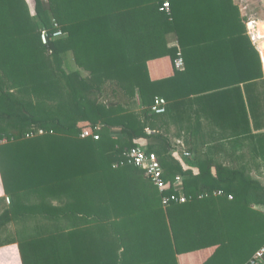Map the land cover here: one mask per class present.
I'll use <instances>...</instances> for the list:
<instances>
[{
    "label": "trees",
    "instance_id": "1",
    "mask_svg": "<svg viewBox=\"0 0 264 264\" xmlns=\"http://www.w3.org/2000/svg\"><path fill=\"white\" fill-rule=\"evenodd\" d=\"M32 2L34 11L28 0H0V173L11 199L0 226L22 224V264H179L181 230L189 244L197 226L206 242L215 238V206L227 242L202 264L248 263L264 245V212L253 209L264 206V187L244 167L217 165L214 174L211 158L184 154L199 172L186 170L155 126L192 95L242 96L237 85L248 83L250 99L264 85L240 0H172V20L159 11L162 0ZM145 34L171 58L168 75L151 72L141 49L136 57L140 44L148 51ZM107 92L115 100L105 103ZM158 97L167 101L163 115L151 112ZM98 125L99 140L81 138ZM143 144L158 155L168 190L122 163ZM181 194L193 203L166 210L164 197ZM214 195L212 205L197 202Z\"/></svg>",
    "mask_w": 264,
    "mask_h": 264
},
{
    "label": "crops",
    "instance_id": "2",
    "mask_svg": "<svg viewBox=\"0 0 264 264\" xmlns=\"http://www.w3.org/2000/svg\"><path fill=\"white\" fill-rule=\"evenodd\" d=\"M258 8H261L260 14L262 15L264 0H240L241 18L248 23V20H253L252 17L248 19V12L257 11ZM263 19L261 17L254 19L259 21L258 34L264 33L260 29V25L264 24V21H261ZM154 37L155 34H145L148 54L144 43L135 48L138 51L135 54L138 57L141 49L142 59L150 55L147 60L149 70L156 74L159 72V76H166L172 69L171 58L156 47L153 42ZM166 40L170 46L177 44V37L174 34L168 35ZM255 47L262 59L260 48ZM238 50L241 51L240 48L234 46L233 51L238 52ZM262 64L264 71L263 59ZM237 86L241 88L242 96L232 95L231 92L219 96L192 95L183 101L179 111L165 119L160 117L162 121L157 120L155 126L164 135L162 137L167 141L173 158L179 159L186 170L192 169L195 174L199 172L198 168L190 166L189 158L195 156L202 159L211 158L215 166L214 174L217 165L228 167L237 165L245 168L249 180L264 187V85L260 84L250 99L248 98V83H240ZM248 118L250 128H248ZM142 146L147 148L145 144ZM186 152H189L190 156L183 159ZM7 198L9 197L5 192L0 173V218L10 208L11 201L7 203ZM211 200H216V195L202 197L197 202H210ZM191 203L193 201L178 203L167 207L166 210L176 206L186 207ZM210 203L212 205L213 202ZM253 209L264 212L263 205H253ZM213 211L218 221L214 224L213 236L215 238H212V241L206 242L208 241L204 237L206 229L202 226H197L195 244H189L185 238V232L180 231L179 241L176 240L179 264L204 263L226 240L223 222L219 216L220 210L215 206ZM12 222L11 219L5 220V223L0 226V264H13L12 252H17L19 257L16 264H22L18 243L8 237L12 232Z\"/></svg>",
    "mask_w": 264,
    "mask_h": 264
},
{
    "label": "built area",
    "instance_id": "3",
    "mask_svg": "<svg viewBox=\"0 0 264 264\" xmlns=\"http://www.w3.org/2000/svg\"><path fill=\"white\" fill-rule=\"evenodd\" d=\"M172 0H162L160 6H159V11L161 13H165L170 16V20H172L171 17V11H172ZM255 20H250L247 25L249 27L250 35L252 41L256 44L258 40L264 39V36L261 37L258 40H254V30L257 28V24H255ZM47 35L45 32L42 33L41 38L42 42L45 44L47 43ZM62 35L61 30H56L53 33L54 38H58ZM175 66L178 70L183 71L185 70V60L184 57L182 56L181 53L178 54V57L175 60ZM151 112L155 115H163L167 112V101L164 98L158 97L155 99L153 105L151 106ZM101 127L97 126L96 131H98ZM149 133L152 134L151 131H148ZM39 134H43L44 131L42 129L39 130ZM92 136L95 140L100 139V135L96 134L95 131L92 130H85L82 134V138H87ZM186 156H190L189 152L185 153ZM129 163L132 165H135L145 171V174L148 178L151 179V181L156 185L161 191L168 190L171 187V184L169 181L165 180L164 177V169L160 163L158 155L150 151L148 148L144 146H136L134 148H131L130 150L126 151L124 153V162L122 163ZM182 179H184L181 176H177L175 178L174 184L178 185L181 183ZM219 195H221V192H218ZM230 199H232V196H229ZM8 203H10V198H7ZM188 200L186 197L181 194L180 196L176 195H171V196H166L164 197V205L165 207H169L173 204H178V203H185ZM264 260V245L255 252L253 257L250 259V261L246 264H261Z\"/></svg>",
    "mask_w": 264,
    "mask_h": 264
},
{
    "label": "rangeland",
    "instance_id": "4",
    "mask_svg": "<svg viewBox=\"0 0 264 264\" xmlns=\"http://www.w3.org/2000/svg\"><path fill=\"white\" fill-rule=\"evenodd\" d=\"M28 2H29V4H30V8H31V10L32 11H34V3L32 2V0H28ZM256 11V10H255ZM253 12V10H252V12H248V19L249 18H253V20L254 19H257L258 17H261V18H264V12H262V15L260 14V11H261V8H258V10L256 11V12H258V14H256V12ZM261 21H264V20H261ZM257 22H259V21H256V23ZM258 33V30H257V28H255V31H254V33ZM256 36V35H255ZM255 40V39H254ZM97 96V95H96ZM107 99V100H106ZM103 100H104V102L106 103V102H109L110 100H115V98H114V95L112 94V92H107V94L105 93L104 94V97H103ZM80 124H82V125H84V126H86V124L87 123H80ZM98 126H101V125H98ZM102 127V126H101ZM96 134H99V135H101V132L100 131H97L96 132ZM82 138V137H81ZM2 143V142H1ZM235 167H238L239 168V166H235ZM30 199H32V198H30ZM10 201H11V199H10ZM6 202L8 203V201H7V199H6ZM55 204V203H54ZM57 204V203H56ZM11 226H12V232H11V234L10 235H8V237H11L12 238V240L13 241H15V242H18V241H20V236H23V235H21V233L23 232V230H21V227H22V224L21 225H19V224H15V222L13 221L12 223H11ZM30 226H34V225H30ZM227 242V239L224 241V242H222V244L221 245H223L224 243H226ZM233 243H235V242H233ZM20 257H21V255H20ZM234 261H235V259H234Z\"/></svg>",
    "mask_w": 264,
    "mask_h": 264
},
{
    "label": "water",
    "instance_id": "5",
    "mask_svg": "<svg viewBox=\"0 0 264 264\" xmlns=\"http://www.w3.org/2000/svg\"><path fill=\"white\" fill-rule=\"evenodd\" d=\"M255 46L260 48V51L262 52V59L264 61V39L258 40L255 44Z\"/></svg>",
    "mask_w": 264,
    "mask_h": 264
},
{
    "label": "bare ground",
    "instance_id": "6",
    "mask_svg": "<svg viewBox=\"0 0 264 264\" xmlns=\"http://www.w3.org/2000/svg\"><path fill=\"white\" fill-rule=\"evenodd\" d=\"M255 24H257V27H258V22L255 23ZM260 29H261L262 32L264 31V24H263V23L260 25ZM254 31H255V30H254ZM254 35H256V36H255V40H258V39H260L262 36H264V33H263V34H258V33L255 32Z\"/></svg>",
    "mask_w": 264,
    "mask_h": 264
},
{
    "label": "clouds",
    "instance_id": "7",
    "mask_svg": "<svg viewBox=\"0 0 264 264\" xmlns=\"http://www.w3.org/2000/svg\"><path fill=\"white\" fill-rule=\"evenodd\" d=\"M256 21V20H255ZM248 26V25H247ZM263 37V36H262ZM255 44V43H254Z\"/></svg>",
    "mask_w": 264,
    "mask_h": 264
}]
</instances>
